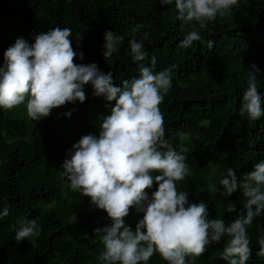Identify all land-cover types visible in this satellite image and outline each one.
I'll return each mask as SVG.
<instances>
[{"label": "trees", "instance_id": "obj_1", "mask_svg": "<svg viewBox=\"0 0 264 264\" xmlns=\"http://www.w3.org/2000/svg\"><path fill=\"white\" fill-rule=\"evenodd\" d=\"M175 13L174 3L161 0H0V65L17 38L32 43L35 34L67 27L73 32L74 51L83 52V59L77 55L74 63H96L105 74L112 73L117 86L139 76L140 63L154 72L167 69L172 86L159 105L165 138L184 152L191 169V175L177 181L178 191L189 193L192 203L205 202L209 218L227 224L243 209L241 191L228 197L210 193L206 185L219 186L228 168L242 179L264 160V115L252 120L240 114L245 69L256 64L264 70V0H239L203 27L197 21H179ZM137 24L142 25L139 32L133 31ZM108 30L123 38L118 51L104 48ZM192 30H199L202 39L181 47ZM133 38L148 53L142 62L128 55ZM208 39L214 41L211 49ZM257 84L264 94V73L258 74ZM84 91V102H66L40 121L27 115L25 104L0 108V209L5 202L9 205V214L0 218V264H101L103 245L94 229L111 220L90 205V197L66 187L61 169L73 144L89 133L99 134L101 115L110 114L114 105L95 96L90 83ZM68 111L71 116L64 115ZM156 187L154 183L146 191L151 194ZM228 203L236 205L235 212L225 211ZM142 215L132 207L125 219L134 229ZM24 219H36L41 228L38 238H28L31 242L14 239ZM246 228L252 249L247 264H264V256L257 255L264 212ZM227 240L212 242L201 256L186 259L190 264H226L221 256ZM147 264L168 262L154 253Z\"/></svg>", "mask_w": 264, "mask_h": 264}, {"label": "clouds", "instance_id": "obj_2", "mask_svg": "<svg viewBox=\"0 0 264 264\" xmlns=\"http://www.w3.org/2000/svg\"><path fill=\"white\" fill-rule=\"evenodd\" d=\"M239 0H161L175 5V18L179 21L206 22L223 17ZM137 24L133 31L139 32ZM70 28L55 27L35 34L30 43L23 37L4 52L0 65V108L10 109L25 104L27 115L40 121L50 115L53 108L66 102H84V86L91 84L94 95L103 97L110 114L101 115L99 134L82 136L68 150L62 165L66 187L90 197V205L102 209L110 218V225L94 229L103 245L98 259L101 264H147L154 253L168 264H190L186 258L205 253L212 242L227 236L222 259L226 264H247L252 249L246 226L264 212V160L255 163L253 170L240 179L234 169L228 168L216 183L208 182L210 193L228 197L238 189L244 199L243 209L230 223L223 219H210L205 202L192 203L189 193L178 191L177 181L191 175L187 156L178 151L165 138L164 116L159 105L172 86L169 71L154 72L150 66L139 64V76L113 83L111 72L105 74L96 63H74V57L83 59V52L72 47ZM112 30L104 33V48L118 51L119 41ZM202 39L199 30L190 31L181 47L188 48ZM214 41L208 39L211 49ZM128 55L134 62L148 57L142 41L128 42ZM106 60L107 53H104ZM156 62L151 58V65ZM247 88L242 94L240 114L257 120L264 115L258 89V74L264 73L256 64L249 65ZM71 116V111L65 112ZM158 173V174H157ZM156 190L149 194L146 189ZM222 186V187H221ZM142 213L135 228L126 222L130 208ZM225 211H236L228 203ZM9 214L5 202L0 218ZM14 239L19 242L38 238L41 228L36 219L19 221ZM29 241V240H28ZM31 242V241H29ZM264 256V236L258 239Z\"/></svg>", "mask_w": 264, "mask_h": 264}, {"label": "bare ground", "instance_id": "obj_3", "mask_svg": "<svg viewBox=\"0 0 264 264\" xmlns=\"http://www.w3.org/2000/svg\"><path fill=\"white\" fill-rule=\"evenodd\" d=\"M139 4V3H138Z\"/></svg>", "mask_w": 264, "mask_h": 264}]
</instances>
